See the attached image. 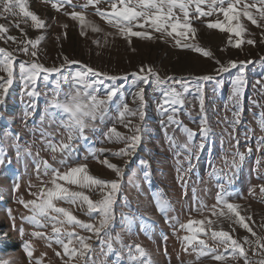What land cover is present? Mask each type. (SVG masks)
I'll use <instances>...</instances> for the list:
<instances>
[{"label":"rangeland","instance_id":"374dc122","mask_svg":"<svg viewBox=\"0 0 264 264\" xmlns=\"http://www.w3.org/2000/svg\"><path fill=\"white\" fill-rule=\"evenodd\" d=\"M114 2L118 7L120 6L118 0H99L98 4L89 5L87 8L73 7L72 5H83L87 0H72L71 5L63 4L56 9L52 5L58 4L59 0H26L29 10L45 21V27L40 29H34L31 19L24 18L22 14L7 18L0 16V24H5L8 28V32L4 34L5 39H0V47L12 52L16 57L14 83L9 86L4 102L0 104V145H3L6 151L4 162L0 164V234H7L6 239L0 240V257L13 258L15 264H29V258L23 251V243L30 241L33 246L32 264H35L37 259L41 260L42 264H64V261L69 259L64 255L62 246L54 242L49 246L46 238H33L30 235L33 231H43L46 235H50L51 223L45 228H35L21 219L22 216L31 215V211L18 201L21 198L25 201L38 200L42 189L46 191L53 187L52 174L49 172L45 175L41 163L46 160L61 173L70 167L85 164L89 175L106 181H119L120 189L115 196L113 206L115 218L110 234L112 237L119 234L124 247L113 239L115 251L104 255L107 248L102 249L100 240L94 233L77 225H57L65 231L91 237L88 242L92 244L93 250L89 264L93 262L94 264H130L129 246L133 255L138 256L139 254L135 252L136 244L141 245L147 253V256L142 258L144 264H244L243 258L230 254L231 249L225 251L224 245L211 236L212 231L229 232L233 239L245 248L249 258L254 262L259 259L252 254V249L257 247L256 238L260 237L261 243H264V194L260 193L258 187L255 188L254 194L249 192L253 186L264 183V179L258 178L264 174V151L256 150L257 139L264 136V131L260 129L258 123L264 115V43L261 42L264 27L251 24L241 15L239 22L245 29L241 37H236L227 31L209 29L206 26L208 22H224L223 14L213 12L209 17H200L195 13V5H190L189 20L197 32L194 39L186 42L212 53L211 57H206L193 49L178 46L176 40L180 38L175 34L171 37L165 34L161 38V33L151 29L149 31H152V39L132 37L129 44L126 38L119 35L118 29L96 11L99 8L110 12L111 4ZM253 3H257V0H240L236 7L242 10L244 4ZM224 6L227 7V4ZM202 8L208 10L206 4L202 5ZM249 10L257 17L259 23L264 25V20H260L256 9L249 8ZM15 11L19 13L18 8ZM73 11L83 13L84 26L68 15ZM174 14L183 22V13L179 8L174 9ZM17 23L19 28L15 26ZM64 25H67V28H64ZM93 26L98 27L100 31H93ZM20 29H23L24 33H21ZM134 30L142 29L134 28ZM41 35L45 39L38 45L36 58L18 52V47L22 45L6 39L7 36H12L19 41L26 38L35 39ZM237 39L244 41L240 48L233 46ZM250 39L256 41L255 45L247 43ZM229 40L232 41L231 44ZM184 42L181 41L182 44ZM65 57L80 63L66 65L63 75L87 65L101 73L118 78L115 81L99 78L104 79V83L97 84L98 99L106 98V87L116 86L119 89L118 95L108 103L103 120L97 119L93 122L95 130H85V135L88 137L86 141L81 139L72 141L74 151L67 156L59 151L53 153L41 138V130H44L52 133L54 139L51 137L49 139L57 145L61 141L69 142L59 121L53 122L45 111L46 101L52 96L53 83L60 77L53 74L49 82L42 80L38 82L37 91L40 95L35 100V110L32 115L25 117V106L32 101L24 95L23 82L18 72L20 62H30L35 59L50 68L64 64ZM217 60L225 66L228 61H236L237 67L230 68L228 72L218 73ZM242 61L251 62L243 65L245 84L237 107L232 98L233 81L241 73ZM141 66H144L145 70L151 66L161 79L174 77L175 79L168 83L177 91H183L182 84L177 81H182L183 85L187 86L188 90L183 95V106H176V119L181 121L183 126L197 133L194 144L198 146L202 142L199 135L200 121L202 116L206 115L211 135L203 141L205 148L202 151L197 147L189 157V153L179 147L187 142V136L180 126L167 122V116L171 113L162 114L159 108L163 98L162 92L151 82L146 86L139 85L145 89L144 98L147 102L143 121L137 112L136 116L126 115L121 122L119 112L123 104L127 103L134 111L139 108L138 98L134 100L138 86L132 74L138 72ZM205 75H213L216 79L208 82L197 79ZM125 76L127 79H123ZM0 77H6V73L0 71ZM201 87L204 96L203 113H201L198 91ZM62 88L64 92H68L72 85L64 83ZM238 111L240 122L234 125L233 122L237 119L235 113ZM125 124L129 126L125 127ZM136 125H140L142 129L140 133L142 140L136 149L130 151L127 156L114 155L125 148L127 141L109 139L105 133L115 127L124 137H130L136 134ZM169 137L174 144L170 142ZM236 140H239L238 150L245 152L246 155L229 185L227 177L233 174L230 161L237 150ZM17 147L20 150L19 158H17ZM249 147L252 148L251 153H247ZM101 149L104 151H100ZM28 152H31V155H28ZM62 159L67 160L65 165L59 163ZM105 159L117 165L122 175L118 177L114 170L103 164L102 161ZM37 163H40L39 171L36 168ZM214 169L217 170L215 173ZM57 182L69 191L83 192L93 201L103 198L99 186L84 188L63 180ZM17 183L19 188L14 191V185ZM219 184H223L233 193L227 198L228 201L238 205L237 210L245 217V222L256 236L237 223V218L228 213L226 208H223V211L227 215H232V219L226 216L218 218L212 214L213 205L216 206L217 213L223 207L217 204L216 200ZM162 202L168 205L165 212H161L158 208V203ZM54 203L57 207L67 209L85 223H93L97 226L99 224V214L88 215L87 205L79 200L75 203L55 200ZM201 204L205 206L203 209ZM9 209L15 217V229L8 214ZM125 215L131 217L130 222L123 218ZM249 217L251 219H248ZM60 218L63 219V216L61 215ZM189 220L205 221L203 225L205 232L200 233L198 239L204 240L209 248H215L217 250L215 253L197 259V253L192 251V246L186 245L181 239L191 234L180 227ZM209 220L213 221L210 228L207 223ZM21 226L25 230L24 236L19 232ZM101 238L108 239L103 233ZM64 239L67 243L68 238L65 236ZM196 243L193 242L194 245ZM70 247H79L75 239ZM185 247L187 251L184 250ZM56 252H60L61 257H57ZM117 252L120 253L119 260ZM219 254H223L226 259L216 261L212 258L213 255ZM70 264H81V262L74 257Z\"/></svg>","mask_w":264,"mask_h":264},{"label":"snow or ice","instance_id":"6c2138e0","mask_svg":"<svg viewBox=\"0 0 264 264\" xmlns=\"http://www.w3.org/2000/svg\"><path fill=\"white\" fill-rule=\"evenodd\" d=\"M119 7L117 3L111 4V11L105 12L99 8L96 9L97 13L107 19V22L113 25L118 29L119 35L126 38L131 43L132 37L152 39V31L161 33V38L166 34L171 37L175 34L176 37L180 39L176 40V44L183 48H190L194 51L202 54L206 57H211L212 53L208 50H205L198 45L189 44L186 41L189 39H194L197 29L193 27L192 23L189 20V7L190 5H195V13L200 17H209L213 15V12L222 13L224 16V22H208L207 27L209 29H218L220 31H227L228 33L234 34L236 37H241L242 33L245 31L243 25L240 24V16L243 15L247 18L251 24L256 25L257 27H264L261 25L255 15L249 10V8H255L260 20H264V0H257V3L251 5L244 4L243 9L240 10L236 5L240 0H118ZM72 0H59L58 4H53L52 7L59 9L63 4H70ZM99 0H87V3L83 5H72L73 7H82L87 8L89 5L98 4ZM207 5L208 10L205 11L202 8V5ZM227 4V7L224 5ZM257 4L259 7H257ZM19 9V13L15 10ZM179 8L183 13V22L180 21L179 17H175L174 9ZM22 14L24 18H30L32 22V27L34 29H40L45 27V21L40 19L39 16L30 11L26 5V0H0V16L7 18V16H17ZM68 15L74 19L78 20L79 23L85 25V17L82 12L73 11L68 13ZM235 21V23H233ZM19 28V23L15 25ZM67 28V25L63 26ZM134 28H139L142 30L136 31ZM151 29L152 31H149ZM93 31H100L96 26L92 27ZM21 33H24L23 29H20ZM8 32V28L5 24H0V39H5V35ZM83 35V28L81 31ZM26 35V34H25ZM66 36V32L64 33ZM262 35L261 42L264 43V33ZM60 37H57L59 39ZM7 40L16 41L19 46L17 51L23 53L24 55H30L33 58L38 56V45L45 39L43 35L36 37L35 39L26 38L24 40L17 41L16 37L7 36ZM185 42L182 44L181 41ZM98 43V42H97ZM231 44L232 41L229 40ZM244 43L242 39H237L233 45L236 48H240L241 44ZM249 45H255V40H248ZM16 57L12 52L8 51L5 48L0 47V71L6 73V77H0V104L4 102L5 95L8 92L9 86L14 83V63ZM65 63L61 64L59 67H45L44 65L38 63L35 59L32 61H24L19 63V78L23 82L24 95H26L30 101L29 105L25 106L24 116L28 117L33 114L36 104L35 100L39 97L40 93L37 91V85L39 81L49 82L50 77L53 74H56L60 77L53 83L52 96L49 100L46 101L47 107L45 109L48 117L51 118L53 122L59 121L60 127L64 129V132L67 134V139L69 142L65 143L61 141L58 145L52 142L54 137L52 133L41 130V138L45 141L46 146L51 149L53 153L59 151L65 156L69 155L74 151V146L72 141L76 139L87 140L88 137L85 135L86 129H94V123L97 119L103 120L106 112L107 105L113 100V97H116L119 93V89L116 86L110 88L106 87V98L98 99L96 93L99 91L97 84H103L104 79L115 81L118 79L116 76H109L107 73H101L96 69H93L87 65H83L79 70L75 72H70L68 75H63V70L66 65L70 66L73 64H79L78 61H70L67 57L64 58ZM251 61H242L241 73L233 81V92L232 98L235 101L237 107H239L240 97L243 92V87L245 81L243 79V65L250 63ZM219 65V68L216 70L218 73L228 72L230 68H236V61H228L227 66L221 64L219 60L216 61ZM135 77V83L138 86V91L134 93V100L138 98L139 108L134 111L129 108L128 104H123L122 110L119 112L121 122H123L126 115L136 116L137 112L141 121H143L146 113L144 109L146 108L147 102L144 98V87H139V85H148L150 82L162 92V101L159 105V108L162 114L171 113L167 116V122L169 124H176L181 127V130L187 136V142L184 145H180L184 151L189 153V157L193 154L195 148L203 150L205 148V143L209 135H211V129L207 125V117L202 116L200 121V131L199 135L201 136L202 142L197 146L194 144V137L197 135L196 132L191 129L183 126L182 122L176 119L177 105L183 106L184 99L183 95L187 92V86L183 85L182 81H177L183 86V91H177L175 87H172L168 81L174 80V77H168L167 80L161 79L158 73L154 71L151 66L147 67L145 70L144 66H141L140 70L132 74ZM103 77L104 79H99ZM154 78V79H153ZM127 79V76L123 77ZM205 82L213 81L216 79L213 75H205L197 78ZM71 83L72 88L68 92H64L62 84ZM219 83V81H217ZM200 92V108L201 113L204 112V96L202 87L198 89ZM64 98L61 99L60 97ZM237 119L233 124H238L240 121L238 119L240 112L235 113ZM131 122L129 121V124ZM163 123V122H162ZM259 127L264 131V115L261 116L259 120ZM129 124H125V127H128ZM142 129L140 125L135 126V133L130 137H124L119 133L115 127H112L105 133L109 139H115L117 141L126 140L125 148L119 150V152L114 153V155L127 156L130 151H134L137 145L141 142L142 136L140 135ZM251 131V130H250ZM51 137L52 139H49ZM235 139V137H232ZM16 140H19V136H16ZM171 143L174 144V141L169 137ZM237 150L233 153V158L230 161L231 169L233 174L227 177V183L230 185L234 178L235 171H238L242 163L245 160V152H240L238 150L239 140H236ZM257 151H264V136H261L257 139ZM100 151H104L101 149ZM252 148L247 149V153H251ZM6 155L5 148L3 145H0V164L4 162V156ZM28 155H31V152H28ZM20 156L19 147H17V158ZM55 159V156H54ZM43 164L44 174L47 175L49 172L52 174L51 183L53 187L48 188L46 191L41 190L38 200H28L25 201L21 198L18 202L22 204L25 208H30L31 215L22 216L21 219L24 222H27L33 225L35 228H45L48 226V223H51V234L46 235L43 231H33L30 235L33 238H46L49 241V246L51 242H54L57 245L62 246L63 253L69 259L64 261V264H70L72 258H77L81 264H89L91 259V252L93 246L88 241L91 237L80 236L78 233L73 231H65L62 227L57 225H77L82 229L87 230L88 232L94 233V235L100 240L102 249L107 248V252L111 253L114 250L113 248V239L117 243L121 244V247H124L119 234L116 237L111 236V228L113 227L114 221V211L113 206L115 204V196L120 189V184L118 180L106 181L89 175L87 171V165L80 164L74 167H70L67 171L61 173L59 169L52 167L46 160L41 162ZM61 165H65L67 160L62 159L59 161ZM110 169L116 172V175L119 177L122 175L121 170L115 164H111L107 159L102 161ZM146 163V162H142ZM190 163V160H189ZM259 164V161H257ZM36 168L39 171L40 163L36 164ZM217 170L214 169L215 173ZM259 179H264V174L258 176ZM58 180H63L71 184L79 185L81 187H89L92 185L99 186L100 191L103 193V198L97 201L91 200L87 195L80 191H69L68 188L64 187L61 183H58ZM259 188L261 194H264V183L253 186L249 189L250 194H254L255 188ZM19 184H15L13 190H17ZM233 195L229 192L223 184L218 185V193L216 196L217 204L222 205V209L219 213L215 211V205H213L214 216L224 217L232 219V215H227L223 208H226L228 213L233 214L237 219L236 222L242 225L243 228L247 229L248 232L252 233L253 236H256V233L253 232L252 228L249 227V224L245 222V217L240 214L237 210L238 205L230 203L228 197ZM55 200H66L72 203L76 201H81L85 203L88 208V215H93L98 213L100 216L98 226L93 223H85L76 216H74L67 209L62 207H57L54 203ZM167 203L162 202L158 203V208L161 212H165L167 209ZM205 206L201 204V209ZM8 214L13 221V228H16L15 217L12 216V212L9 209ZM61 215L63 219H61ZM126 221H131V217L124 216ZM248 219H251L250 217ZM209 228L211 227L213 221L209 220ZM205 221L189 220L187 224H181L180 227L186 229L190 235H186L181 239L186 242V245L192 246V251L197 253V259L201 256H205L209 253H215L217 250L215 248H209L204 240L198 239L200 233L205 232V227L203 226ZM21 236H24L25 230L23 226L19 228ZM107 236L108 239L104 240L101 238V234ZM67 237V243L65 242L64 237ZM211 236L214 239H218L219 243L224 245L225 251L231 249V255L239 256L243 258L244 264H264V243H261L260 237L256 238L255 244L256 248L252 249L253 256H258L259 259L254 262L249 258L245 248L226 231H212ZM7 238V234H0V240ZM78 243L79 247H70L73 240ZM166 239V238H165ZM197 243L194 245L193 242ZM247 242V237H245ZM251 243V242H249ZM187 251V247L184 249ZM23 251L29 258V264H32L33 258V246L30 241H24ZM135 252L139 255H133L131 246H129L128 258L130 264H144L143 259L147 256L145 249L139 245H135ZM119 260L120 253H116ZM57 257H61L60 252H56ZM212 258L216 261H224L226 257L223 254L213 255ZM0 264H15L13 258H4L0 257ZM35 264H42L41 260L37 259ZM94 264V262H93Z\"/></svg>","mask_w":264,"mask_h":264},{"label":"bare ground","instance_id":"6f19581e","mask_svg":"<svg viewBox=\"0 0 264 264\" xmlns=\"http://www.w3.org/2000/svg\"><path fill=\"white\" fill-rule=\"evenodd\" d=\"M7 240H9V239H7Z\"/></svg>","mask_w":264,"mask_h":264}]
</instances>
